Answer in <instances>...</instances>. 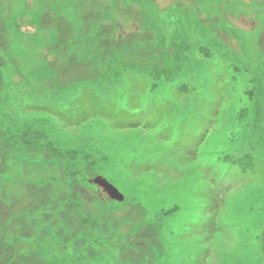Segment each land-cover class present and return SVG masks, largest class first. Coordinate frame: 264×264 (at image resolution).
<instances>
[{
    "label": "rangeland",
    "instance_id": "1",
    "mask_svg": "<svg viewBox=\"0 0 264 264\" xmlns=\"http://www.w3.org/2000/svg\"><path fill=\"white\" fill-rule=\"evenodd\" d=\"M0 264H264V0H0Z\"/></svg>",
    "mask_w": 264,
    "mask_h": 264
},
{
    "label": "trees",
    "instance_id": "2",
    "mask_svg": "<svg viewBox=\"0 0 264 264\" xmlns=\"http://www.w3.org/2000/svg\"><path fill=\"white\" fill-rule=\"evenodd\" d=\"M163 46V45H162ZM161 46V47H162ZM165 48V47H164ZM205 54V53H204ZM204 54H202V55H199L200 57H202ZM131 78V77H130ZM135 78H137L136 76H133L130 80H128V83L130 82V81H134V82H136L137 81V79H135ZM133 92V91H132ZM88 94V96H89V98H90V100L92 101V102H94V103H96L95 105H97V106H99L100 107V111H103V112H111L112 114H114L115 116L117 115V116H119L120 118H122V120H124L125 122V126H126V128L127 127H131V128H134V127H138V126H140L139 124H140V122H142V117H141V115H142V112H141V110L137 113V112H135L138 108H137V106H136V108L134 109V110H129V109H127L126 107H124L125 109H117V107L115 108L112 104L110 105V104H107V103H101V101L99 102V99L97 98V97H94V95L92 94V92H90V91H85V90H83V91H81V95H80V97H82V95L83 96H86ZM128 95V94H127ZM131 95H133V97L131 98V97H127V101L124 103L125 105H130L129 104V101H130V99L129 98H131L132 99V101L134 100V99H136V101H135V105H137V103L140 101L139 99H140V96L141 97H143V95L144 94H142V92H135V93H132ZM145 96V95H144ZM153 99V98H152ZM79 100L77 99L76 100V102H78ZM105 102H106V100H104ZM152 100H149V103L148 104H150V102H151ZM108 106H109V108H108ZM103 107H105L106 108V110H104L103 109ZM139 110V109H138ZM216 110H217V108H216ZM215 110V111H216ZM80 112V111H79ZM63 115H65V114H62L61 116L64 118V116ZM196 115H192L189 119H187L186 121H180L179 123H178V126H177V128H179V127H181V126H183V128H185V126H187V124H193V126L191 127V129H190V131L191 132H189V131H187L188 133H194L195 131H197L196 129L197 128H199L200 126L201 127H203V125H204V121L202 120V119H205L204 117H202V119H200L198 116H196ZM198 120V122L197 123H195V121H197ZM211 120V119H210ZM161 130H166V128H164V129H161ZM178 135H180L179 134V132H178ZM199 139H198V141H200V139L202 138V137H198ZM202 140V139H201ZM177 142H178V140H177ZM247 163H251L250 161L249 162H247ZM252 164V163H251Z\"/></svg>",
    "mask_w": 264,
    "mask_h": 264
},
{
    "label": "water",
    "instance_id": "3",
    "mask_svg": "<svg viewBox=\"0 0 264 264\" xmlns=\"http://www.w3.org/2000/svg\"><path fill=\"white\" fill-rule=\"evenodd\" d=\"M94 183L102 187L103 191L108 195L109 198L117 201L122 200V196L118 193V191L115 188H113L110 184H108L104 179L95 178Z\"/></svg>",
    "mask_w": 264,
    "mask_h": 264
},
{
    "label": "snow or ice",
    "instance_id": "4",
    "mask_svg": "<svg viewBox=\"0 0 264 264\" xmlns=\"http://www.w3.org/2000/svg\"><path fill=\"white\" fill-rule=\"evenodd\" d=\"M134 106H137V105H134ZM235 178H236V175L233 173V174H229L228 176H226L225 180H234Z\"/></svg>",
    "mask_w": 264,
    "mask_h": 264
}]
</instances>
